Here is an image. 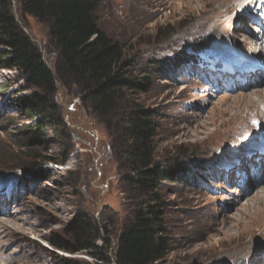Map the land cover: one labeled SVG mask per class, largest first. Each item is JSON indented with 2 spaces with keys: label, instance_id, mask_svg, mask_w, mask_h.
<instances>
[{
  "label": "rangeland",
  "instance_id": "rangeland-1",
  "mask_svg": "<svg viewBox=\"0 0 264 264\" xmlns=\"http://www.w3.org/2000/svg\"><path fill=\"white\" fill-rule=\"evenodd\" d=\"M10 1L19 28L54 71L47 26ZM96 19L122 46L129 76L140 79L158 62L149 90L127 95L155 110L154 161L182 168L158 189L170 239L159 262L264 264V158L257 153L264 149V0H107ZM214 53L244 55L233 64L238 74L191 62ZM25 85L0 64V264H65L60 257L96 264L85 252L49 244L66 238L78 214L100 229L96 251L109 259L100 264H113L116 237L139 199L120 159L119 118L95 113L57 81L52 103L63 136L44 127V140L25 148L22 130L35 126L16 103L35 92Z\"/></svg>",
  "mask_w": 264,
  "mask_h": 264
},
{
  "label": "trees",
  "instance_id": "trees-1",
  "mask_svg": "<svg viewBox=\"0 0 264 264\" xmlns=\"http://www.w3.org/2000/svg\"><path fill=\"white\" fill-rule=\"evenodd\" d=\"M17 1L21 13L47 26L49 40L57 52L52 71L38 47L19 28L11 1L0 0L1 67L17 70L26 88L35 90L16 99L21 115L35 122L34 127L23 128V146L30 148L43 141L44 127L54 129L58 137L63 136L58 130L61 117L52 103L57 81L66 87L73 86L82 104L95 113L110 119L118 117L120 159L129 167V184L136 188L139 199L133 219L116 237L113 264H162L159 261L168 250L170 239L161 210L165 202L158 189L164 180L175 181L182 168L175 161L168 165L154 161L155 110L142 108L128 100L127 95L149 90V79L158 62L139 71L140 79L129 76L131 65L124 59L122 46L107 36L96 19L97 9L107 0ZM64 234L65 239L49 241L53 249L71 255L85 252L96 264L109 263L106 256L96 251L100 229L86 215H75ZM60 260L65 264H88L68 257Z\"/></svg>",
  "mask_w": 264,
  "mask_h": 264
},
{
  "label": "bare ground",
  "instance_id": "bare-ground-1",
  "mask_svg": "<svg viewBox=\"0 0 264 264\" xmlns=\"http://www.w3.org/2000/svg\"><path fill=\"white\" fill-rule=\"evenodd\" d=\"M257 31V30H256ZM260 41H262L263 42V40H262V38L260 39ZM264 46V45H263ZM263 49H264V47H262ZM264 51V50H263ZM239 58V57H238ZM238 61V64H243L244 63V61L242 60V59H238L237 60ZM246 110V109H245Z\"/></svg>",
  "mask_w": 264,
  "mask_h": 264
}]
</instances>
